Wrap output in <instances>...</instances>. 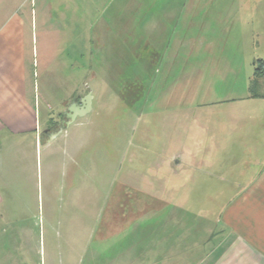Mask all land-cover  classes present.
<instances>
[{"label":"rangeland","instance_id":"obj_1","mask_svg":"<svg viewBox=\"0 0 264 264\" xmlns=\"http://www.w3.org/2000/svg\"><path fill=\"white\" fill-rule=\"evenodd\" d=\"M135 1L116 0L107 7L104 24H95V31L103 26L96 38L92 33L90 39L76 38L82 24L75 23L68 47L65 40L59 41L50 64L44 67L39 62L35 70L40 93L52 103L57 123L62 119V113L58 114L63 107L61 99L70 101L66 110L74 93L89 92L92 96L90 110L76 116L51 143L54 148L61 147L66 140L64 131L75 139L84 135L90 152L91 191L105 195V199L96 198L100 202L109 201L119 180L131 178L140 183L146 177L155 180L163 176V168L157 166L180 152L195 131L207 129L203 146H209L216 118L233 107L238 109L242 102L234 99L248 95L255 65L260 59L264 63L262 2ZM258 80V91L264 92V76ZM22 138L16 143L11 139L4 155L0 154V176L10 180L4 189L9 195L0 192V264H61V253L67 251V231L55 224L49 231L44 200L38 194L44 151L35 147L31 137ZM60 150L56 157L61 156ZM194 155L193 162L224 156L220 150ZM17 177L26 180L18 184L13 179ZM195 186L200 187L192 182L185 186L191 195L185 200L186 208L197 211L210 207L208 199L193 198ZM124 187L121 184L119 207L110 211L119 213V243L110 245V237L94 264H140L139 254L134 255L129 244L135 233L130 226L138 228L137 238L143 239L147 226L154 229L149 233L155 240L160 230L161 225L151 224L152 218L141 214L149 208V200L138 199V209H133ZM197 190H210L209 183ZM160 202L151 207L160 206ZM81 214L68 216L62 205L56 217L64 223H69L70 217L79 223ZM179 216L187 224L193 217Z\"/></svg>","mask_w":264,"mask_h":264},{"label":"crops","instance_id":"obj_2","mask_svg":"<svg viewBox=\"0 0 264 264\" xmlns=\"http://www.w3.org/2000/svg\"><path fill=\"white\" fill-rule=\"evenodd\" d=\"M115 1L0 0V154L4 155L11 139L16 143L26 136L33 139L35 147L43 148L44 171L38 194L44 200L49 231L53 224L67 231V251L61 253L64 264L97 263L110 237V245L119 243V213L110 211L120 205L121 184L128 189L132 182L119 180L108 202L97 200L105 199V195L91 191L90 152L84 135L75 139L64 131L65 143L54 148L51 142L61 132L52 139L41 134L57 117L52 115L50 100L40 93L35 70L39 62L44 67L50 64L59 41L65 40L68 47L66 42L74 38L75 23L82 24L76 38L90 39L91 33L96 38L103 26L95 31V24H104L106 8ZM135 2L130 0L129 4ZM256 2L264 4V0ZM74 96L80 98L83 93ZM60 101L63 107L58 114L70 102L66 98ZM234 101L242 102L237 104L240 108L233 107L216 118L209 146H203L207 129L195 131L177 153L176 163L157 166L171 177L167 175L161 183L146 177L145 182L138 183L136 192L125 191L133 209H138V199L149 200V208L141 214L152 218L151 224L161 225L156 240L149 233L153 228L147 226L143 239L137 238L138 228L130 226L135 233L129 244L133 254H139L140 264H264V96L245 95ZM59 149L61 156L56 157ZM203 150H220L224 156L216 161L193 162L194 153ZM193 172L195 176L191 177ZM13 179L18 184L26 180ZM9 182L8 177L0 176L1 193L9 195L4 191ZM191 182L201 188L209 183L210 190L204 193L195 186L193 198L208 199L210 207L197 211L186 208L185 200L191 195L185 186ZM156 185L160 187L158 195ZM22 188L24 191V185ZM153 197L161 201L160 206L151 207ZM62 205L68 216L81 212V222L70 217L69 223H64L57 218ZM183 214L193 216L189 224L180 219Z\"/></svg>","mask_w":264,"mask_h":264},{"label":"water","instance_id":"obj_3","mask_svg":"<svg viewBox=\"0 0 264 264\" xmlns=\"http://www.w3.org/2000/svg\"><path fill=\"white\" fill-rule=\"evenodd\" d=\"M91 94L87 92L84 96L79 98V102L75 97L71 102V105L66 108L65 112H63L62 119L52 129H44L43 132L47 139H52L56 134L60 133L62 130L66 128V126L78 115L84 114L88 112L91 108Z\"/></svg>","mask_w":264,"mask_h":264},{"label":"flooded vegetation","instance_id":"obj_4","mask_svg":"<svg viewBox=\"0 0 264 264\" xmlns=\"http://www.w3.org/2000/svg\"><path fill=\"white\" fill-rule=\"evenodd\" d=\"M85 95V94H84ZM83 95V96H84ZM76 97V96H75ZM75 97H73L72 98V101H73V99L75 98ZM77 98V97H76ZM71 101V102H72ZM77 101H79V98H77ZM62 116H63V113H62ZM56 125H58V123L56 122V121H54V122H52L48 127L49 128H46V129H48V130H50V129H52L53 127H55ZM44 130V129H43ZM43 130H42V132H41V134L44 136L45 135V133L43 132ZM177 153H175V154H171V155H169L162 163H164V162H174V163H176L177 162ZM161 163V164H162ZM160 164V165H161ZM164 174H167L168 175V172H165V171H163V176H160V178H156L157 180H164V179H166L167 177L164 175ZM169 177H171V176H169ZM151 179H154V178H152V177H150ZM148 179V178H147ZM155 179V180H156ZM129 180H131L130 182H132V183H130V184H132V185H130L131 187H129L128 189H126V192L127 193H129V192H136L137 191V189H138V183L139 182H137V180H133V179H131V178H129ZM128 180V181H129ZM145 180H146V178H144L143 180H142V182H145ZM127 182V181H126ZM159 182V181H158ZM157 186V185H156ZM134 187V188H133ZM158 190H160V187H159V185L157 186V189L155 188V194H157L158 195ZM157 200L158 199H156L155 197H153V199H151V202L154 204V203H156L157 202ZM156 201V202H155Z\"/></svg>","mask_w":264,"mask_h":264},{"label":"trees","instance_id":"obj_5","mask_svg":"<svg viewBox=\"0 0 264 264\" xmlns=\"http://www.w3.org/2000/svg\"><path fill=\"white\" fill-rule=\"evenodd\" d=\"M257 65V66H256ZM255 65L254 68V77L250 80L249 88H248V95L250 97H263L264 93H261L258 91V76L263 75L264 76V63L260 59L258 64Z\"/></svg>","mask_w":264,"mask_h":264}]
</instances>
